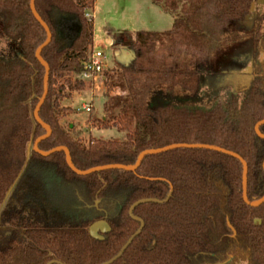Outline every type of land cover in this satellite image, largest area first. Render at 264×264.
I'll return each mask as SVG.
<instances>
[{
  "label": "trees",
  "instance_id": "1",
  "mask_svg": "<svg viewBox=\"0 0 264 264\" xmlns=\"http://www.w3.org/2000/svg\"><path fill=\"white\" fill-rule=\"evenodd\" d=\"M150 1L173 16L172 28L125 33L134 58L103 73L106 117L92 118L102 130L125 133L126 140L92 139L86 144L74 129L62 127L61 118L71 109L61 102L85 89L86 83L72 77L82 71L94 47V19L87 14L96 0H35L53 35L42 51L50 77L40 110L52 136L39 148L47 152L66 147L74 166L86 171L134 165L142 152L174 144L216 146L246 161L248 199H262L264 140L256 135L255 126L264 120L263 72L256 75L250 90L228 103L211 109L190 104L201 92L203 73L214 70L230 48L245 38L253 39L254 66H263L258 61L264 55L263 24L244 33L261 0ZM30 4L31 0H0L4 36L17 43L11 48L20 55L0 59V264L108 262L140 228L129 210L143 199L160 202L136 208L134 214L145 227L114 264H222L228 260L227 264H264V203L253 208L244 202L243 165L232 156L182 148L146 156L135 172L107 170L78 176L63 152L44 158L33 151L35 141L45 134L34 111L44 93L45 76L36 52L47 35ZM261 11L259 19L264 21ZM74 28L75 39L64 46L69 35L59 37L58 29L70 33ZM115 91L121 93L113 95ZM260 130L264 134V126ZM32 162L49 163L64 186L79 194L81 203L76 201L82 207L101 201L94 210L95 219L47 213L36 201H29L30 189L23 180L7 198ZM103 220L109 230L92 236L90 227Z\"/></svg>",
  "mask_w": 264,
  "mask_h": 264
},
{
  "label": "rangeland",
  "instance_id": "2",
  "mask_svg": "<svg viewBox=\"0 0 264 264\" xmlns=\"http://www.w3.org/2000/svg\"><path fill=\"white\" fill-rule=\"evenodd\" d=\"M149 4L148 0H99L94 10L88 11V14L94 15V47L104 53L109 69L115 64L128 65L133 60V51L127 46L126 40L128 39L127 34H125L127 31L163 32L172 28L173 16L164 13L160 6ZM260 10L264 14V0H261L255 6L252 17L246 22L244 33L256 30L261 23L264 26V21L259 19L261 17L259 16ZM67 34L69 36L65 39ZM75 36V28L70 33L63 32L64 46L71 44ZM114 37V45H112L111 39ZM13 44L17 45L16 42L6 39L3 31V21L0 20L1 60L20 56L12 52L11 46ZM253 53L254 43L251 37H247L231 47L214 70L203 73L201 92L190 101V104L193 107L211 109L216 104L228 103L234 97H239L250 90L256 75L261 72L264 75V55L258 59L259 63L263 64L262 67H259L253 64ZM72 78L75 80V75ZM262 88L264 89V83H262ZM116 92L121 93L115 91L113 95ZM106 97V82L100 80L86 84L84 90L74 93L72 100L65 99L61 102L62 107L71 109L61 118L62 127L68 131L74 129L75 135H78L86 144H89L92 139L125 141V133H121L116 129L102 130L100 125L92 119L93 117L97 119L106 117ZM85 107H90L91 111L87 112L84 109ZM30 148L31 151L32 146ZM49 165V163L44 162H32L22 173L21 179L8 193L7 198L11 196L22 180L27 181L30 189L28 192L29 201H36L43 206L42 208H45L47 213L61 212L76 219L89 217L94 220L96 217L95 211L100 208L101 201L98 200L92 205L82 207L79 194L77 197V194L71 188L64 186L61 177L54 175V171ZM77 199L80 203L76 201ZM84 209H89V211L86 213L83 211ZM101 232L99 230L97 234L100 235ZM228 262L229 260L222 264Z\"/></svg>",
  "mask_w": 264,
  "mask_h": 264
},
{
  "label": "water",
  "instance_id": "3",
  "mask_svg": "<svg viewBox=\"0 0 264 264\" xmlns=\"http://www.w3.org/2000/svg\"><path fill=\"white\" fill-rule=\"evenodd\" d=\"M30 5H31V10H32L34 17L41 24V26L45 29L46 35H47L46 41L36 52L37 60L45 68V76H44V93H43V96H42L41 100L39 101V103H38V105L34 111V119L38 124H40L43 127V129L45 130V134L43 136L39 137L35 141V143L33 145V151L35 153L39 154L40 156H42L44 158H48L55 153L63 152L65 154V157H66V163H67L68 167L72 170V172H74L78 176H88V175H91L93 173H100V172L107 171V170H124V171H128V172H135L141 166V164H142V162L146 156L161 154V153H165V152L175 150V149H182V148H185V149H204V150L220 152V153H223V154H226V155H229V156L236 158L243 165L242 191H243L244 202L253 208H258L264 203V197L260 200H256L253 202H250L248 199V187H247L248 186V164L246 163V161H244V159L240 155H238L234 152L216 147V146H210V145H205V144H174V145H171V146H168L165 148L146 150V151L142 152L139 155L136 164H134V165H130V166L120 165V164L107 165V166H100V167L92 168V169H89L86 171H81L74 166L73 161H72V157H71V153L68 150V148H66V147H57V148L52 149V150L47 151V152L42 151L39 148L40 143L49 139L52 136L51 127L48 124H46L45 122H43V120L40 117V110H41L42 106L44 105L46 98L48 96V92H49V77H50V67H49L48 63L43 59L42 51L45 47H47L52 42L53 35H52V32H51L50 28L48 27V25L42 20V18L38 14V12L36 10V6H35V0H31ZM61 17H65V16H61ZM79 31H80V27H79ZM58 36L61 38L63 37V32L60 29H58ZM262 126H264V120L259 122L255 126V132L259 138L264 140V134H262L261 130H260ZM263 169H264V164H263ZM159 202L160 201L157 199H143V200H140V201L134 203L131 206V208L129 210V215L134 221L140 223V228L128 240V242L123 246V248L120 250V252L115 257H113L111 260H109L108 262H105L103 264H114L116 261H118L124 255L125 251L131 246L133 241L142 233V231L145 227V223L141 218L137 217L134 214L136 208L140 205H143V204L159 203ZM257 223H260V222L257 221ZM99 230H101L103 232H106L109 230V226H108L106 221H98L90 227V233L94 237L99 236L97 234ZM49 264H63V263H61L59 261H52Z\"/></svg>",
  "mask_w": 264,
  "mask_h": 264
},
{
  "label": "built area",
  "instance_id": "4",
  "mask_svg": "<svg viewBox=\"0 0 264 264\" xmlns=\"http://www.w3.org/2000/svg\"><path fill=\"white\" fill-rule=\"evenodd\" d=\"M87 17L90 18L91 15L87 14ZM82 65V71L76 74L74 79L86 84L100 81L103 73L109 69L104 53L94 48ZM84 109L87 112L91 111L90 107H85Z\"/></svg>",
  "mask_w": 264,
  "mask_h": 264
},
{
  "label": "crops",
  "instance_id": "5",
  "mask_svg": "<svg viewBox=\"0 0 264 264\" xmlns=\"http://www.w3.org/2000/svg\"><path fill=\"white\" fill-rule=\"evenodd\" d=\"M98 1L99 0H96V3H95V6H96V4L98 3ZM149 1V5H152V6H154L155 4H153L150 0H148ZM94 9H95V7H94ZM164 11V10H163ZM164 13H166V14H169V13H167V12H165L164 11ZM91 16H93V19H94V15H91ZM173 22H174V18H173ZM173 22H172V25H173ZM127 32H131V33H135V32H139L138 30H133V31H127ZM126 32V33H127ZM152 32H162V31H152ZM164 32V31H163ZM114 39H115V37L113 38V39H111V42H112V45H114ZM94 41H95V38H94ZM109 44H110V41H109ZM94 49H95V47H93ZM108 63V62H107ZM108 66H109V64H108Z\"/></svg>",
  "mask_w": 264,
  "mask_h": 264
}]
</instances>
